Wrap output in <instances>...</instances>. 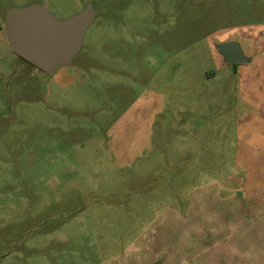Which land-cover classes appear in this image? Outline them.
Wrapping results in <instances>:
<instances>
[{
    "label": "rangeland",
    "instance_id": "374dc122",
    "mask_svg": "<svg viewBox=\"0 0 264 264\" xmlns=\"http://www.w3.org/2000/svg\"><path fill=\"white\" fill-rule=\"evenodd\" d=\"M39 1L98 11L60 79L9 47L6 9ZM263 60L264 0H0V264H264L234 166L239 80Z\"/></svg>",
    "mask_w": 264,
    "mask_h": 264
},
{
    "label": "water",
    "instance_id": "95a60500",
    "mask_svg": "<svg viewBox=\"0 0 264 264\" xmlns=\"http://www.w3.org/2000/svg\"><path fill=\"white\" fill-rule=\"evenodd\" d=\"M98 11L89 2L81 11L66 19L49 12L44 2L6 9V35L11 51L48 74L73 63L81 50L86 30ZM216 48L227 64L248 63L236 40L217 43Z\"/></svg>",
    "mask_w": 264,
    "mask_h": 264
},
{
    "label": "crops",
    "instance_id": "0c3cea01",
    "mask_svg": "<svg viewBox=\"0 0 264 264\" xmlns=\"http://www.w3.org/2000/svg\"><path fill=\"white\" fill-rule=\"evenodd\" d=\"M244 64H253L251 57L248 63L236 64L235 73H238ZM256 66L255 72L249 79L239 80L240 95L235 105L237 112L234 166L236 191L239 189L240 192L245 191L252 210L255 212L256 209L257 213H264V60L258 62ZM64 73L59 68L54 74L60 79ZM156 96L162 95L157 93ZM150 97L145 99V104L149 105V101L153 100V96ZM160 100L162 101L161 98ZM155 106L154 111L162 109L161 104ZM138 111L143 116L141 126L145 135L150 131L148 127L152 121L151 110L144 106ZM116 144L119 148V143Z\"/></svg>",
    "mask_w": 264,
    "mask_h": 264
},
{
    "label": "flooded vegetation",
    "instance_id": "af4514ba",
    "mask_svg": "<svg viewBox=\"0 0 264 264\" xmlns=\"http://www.w3.org/2000/svg\"><path fill=\"white\" fill-rule=\"evenodd\" d=\"M17 55V54H16ZM20 57V56H19ZM21 59H23L22 57H20ZM23 60H25V59H23ZM25 61H27V60H25ZM28 62V61H27ZM30 63V62H29ZM33 65V64H32ZM234 68L236 67V65H234V64H231Z\"/></svg>",
    "mask_w": 264,
    "mask_h": 264
}]
</instances>
